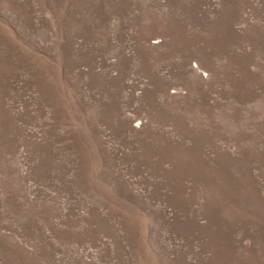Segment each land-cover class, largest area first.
<instances>
[{
    "label": "rangeland",
    "instance_id": "rangeland-1",
    "mask_svg": "<svg viewBox=\"0 0 264 264\" xmlns=\"http://www.w3.org/2000/svg\"><path fill=\"white\" fill-rule=\"evenodd\" d=\"M0 264H264V0H0Z\"/></svg>",
    "mask_w": 264,
    "mask_h": 264
}]
</instances>
